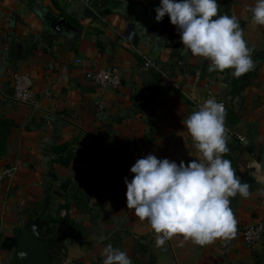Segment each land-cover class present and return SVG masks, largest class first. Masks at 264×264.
I'll list each match as a JSON object with an SVG mask.
<instances>
[{
	"label": "crops",
	"instance_id": "0c3cea01",
	"mask_svg": "<svg viewBox=\"0 0 264 264\" xmlns=\"http://www.w3.org/2000/svg\"><path fill=\"white\" fill-rule=\"evenodd\" d=\"M160 2L0 0V264L22 246L43 264H103L109 244L132 264H264V237L248 247L238 232L264 222V26L246 10L255 0H217L252 49L254 68L239 78L186 53L169 17L156 22ZM96 69H116L117 90L85 79ZM14 71L30 76L35 106L13 100ZM213 97L224 103V158L251 186L249 197L231 199L237 234L157 247L147 221L126 207L124 178L149 154L196 159L183 123Z\"/></svg>",
	"mask_w": 264,
	"mask_h": 264
},
{
	"label": "clouds",
	"instance_id": "9594fccd",
	"mask_svg": "<svg viewBox=\"0 0 264 264\" xmlns=\"http://www.w3.org/2000/svg\"><path fill=\"white\" fill-rule=\"evenodd\" d=\"M219 9L217 0H161L154 11L157 23L169 17L186 53L209 61L208 72L233 70L239 78L254 68L252 49L239 18L221 15ZM246 10L255 25L264 26V0H255ZM183 125L198 153L196 159L177 165L149 154L131 167L130 182L124 178L126 207L141 222L147 221L157 247L176 236L183 238L182 243L199 246L235 238L237 220L231 199L251 195V186L224 158L229 148L223 104L214 97L204 100ZM103 257V264H132L125 251L111 244L104 248Z\"/></svg>",
	"mask_w": 264,
	"mask_h": 264
},
{
	"label": "built area",
	"instance_id": "2783aa9c",
	"mask_svg": "<svg viewBox=\"0 0 264 264\" xmlns=\"http://www.w3.org/2000/svg\"><path fill=\"white\" fill-rule=\"evenodd\" d=\"M126 40L132 42L134 39L133 27L129 28ZM153 64L146 61L144 63L145 68L152 67ZM85 79L92 83L95 87L105 90L113 91L121 84V78L116 69H96L85 73ZM10 80L12 84L13 100L18 104L27 106L36 105V97L32 91V80L29 75L20 72H12L10 74ZM222 103L224 106V103ZM9 171L5 172V174ZM239 235L242 238L244 244L248 247H252L261 242L264 237V222H258L254 224H241L238 229Z\"/></svg>",
	"mask_w": 264,
	"mask_h": 264
},
{
	"label": "water",
	"instance_id": "95a60500",
	"mask_svg": "<svg viewBox=\"0 0 264 264\" xmlns=\"http://www.w3.org/2000/svg\"><path fill=\"white\" fill-rule=\"evenodd\" d=\"M65 145L57 147L56 151H63ZM36 250V249H35ZM42 255L37 251L28 250L25 246H22L17 258L14 259L12 264H43Z\"/></svg>",
	"mask_w": 264,
	"mask_h": 264
}]
</instances>
